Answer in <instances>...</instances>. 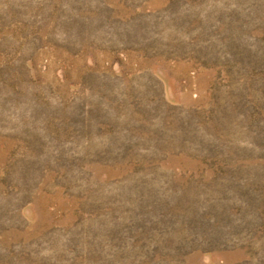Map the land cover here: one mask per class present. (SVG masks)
I'll return each instance as SVG.
<instances>
[{"label":"rangeland","instance_id":"rangeland-1","mask_svg":"<svg viewBox=\"0 0 264 264\" xmlns=\"http://www.w3.org/2000/svg\"><path fill=\"white\" fill-rule=\"evenodd\" d=\"M0 264H264V0H0Z\"/></svg>","mask_w":264,"mask_h":264}]
</instances>
